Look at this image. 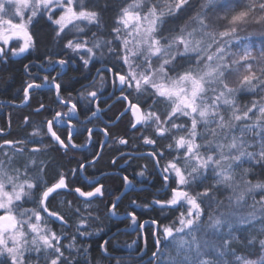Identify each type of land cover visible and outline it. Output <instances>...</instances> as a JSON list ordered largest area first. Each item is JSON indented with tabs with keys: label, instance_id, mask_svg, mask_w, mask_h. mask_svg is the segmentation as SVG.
I'll use <instances>...</instances> for the list:
<instances>
[{
	"label": "snow or ice",
	"instance_id": "1",
	"mask_svg": "<svg viewBox=\"0 0 264 264\" xmlns=\"http://www.w3.org/2000/svg\"><path fill=\"white\" fill-rule=\"evenodd\" d=\"M41 22L59 55L76 54L89 71L100 62L111 77L101 73V88L82 86L75 99L61 95L55 77L24 86L21 103L50 84L66 111L40 103L34 114L48 111L51 119L33 123L24 116L32 130L19 139L4 138L0 127V264H126L111 241L96 249L87 243L103 231L90 229L100 220L91 205L103 199L104 185L85 177L84 187L70 188L61 168L49 176L52 152L96 147V131L86 124L104 112L98 94L108 88L125 105L116 121L127 118V131L152 146L147 155L164 192L152 205L178 213L167 224L141 223L135 211L127 213L138 229L155 227L152 248L147 241L136 248L137 264H264V0H0V64L37 47ZM47 59L75 63L71 56ZM100 132L118 145L129 143L107 125ZM160 140L167 143L160 147ZM99 158L93 152L89 163ZM78 169L86 171L85 164ZM78 169L70 170L73 177ZM123 182L133 183L126 175ZM62 192L84 210L70 200L53 209ZM119 200L107 205L110 216ZM70 220L74 232L67 231Z\"/></svg>",
	"mask_w": 264,
	"mask_h": 264
},
{
	"label": "trees",
	"instance_id": "2",
	"mask_svg": "<svg viewBox=\"0 0 264 264\" xmlns=\"http://www.w3.org/2000/svg\"><path fill=\"white\" fill-rule=\"evenodd\" d=\"M35 31H36V37L38 43H37V47L34 50H32L30 53H25L22 56L11 57V62L8 63L6 66L0 64V127L5 128L4 138L6 139L23 138L26 130V126L23 123V117L25 115L30 114L31 106L38 107L40 103H47L46 106H49L51 108L52 104L56 102L54 89L49 88L48 90L46 89L33 90L29 103L28 104L21 103V101L23 100V88L26 85V83L31 82L33 80L34 78L33 68L37 66L36 63L39 62L40 60H43L45 54L55 53L60 50L59 47L56 46L50 40V29L43 22L37 25ZM65 52L69 57L71 53L67 52V50H65ZM25 64L28 65L27 70L24 67ZM78 75H79V67H77L76 69H73L71 66L68 67V69L63 73L62 76L63 78L62 87L63 89H65L62 92L65 93L66 91L74 90L77 84ZM37 80L39 82H43L41 77ZM48 103H51V105H49ZM44 112H46V115L47 114L50 115V112L48 111H44ZM41 114L42 113H40L39 115ZM39 115H35L37 117L35 119V116L30 114L32 122L34 121L35 123H39L41 118L39 117ZM11 116H12L13 126L10 131H7L9 125V117L11 119ZM102 125L104 127L106 126L104 124ZM112 125L113 126L108 127V129L112 134L116 135L123 132L124 126L127 125V120L124 119L122 121H116ZM103 138L104 135L99 131L97 136H95L93 140L96 143L95 148L97 149L99 148L100 142L103 140ZM166 143L167 141L160 140L158 142V146L162 147ZM108 145H109V140L107 141V145L103 147L100 158L96 161L97 170L102 168L112 170L119 163L118 160H115L116 163L114 165L111 163L113 156V149L108 148L109 147ZM142 149L143 150L152 149V146L144 145L142 141ZM146 153L147 152H143L141 157L143 162L144 177H147L151 171L155 170L152 158L147 156ZM56 156H58L57 159H55ZM52 157H54V159L52 160V169L49 171L50 177L54 175L55 169L59 168L60 165H63V167H65L64 158L61 153L59 154L54 153L52 154ZM132 162H134L133 164L138 165V161H132ZM108 177L116 179L114 180V183L112 185L111 183L110 185H108V187L112 186L115 189H117L116 193H112L114 199L116 195H118L119 192L121 191L123 183L121 179L113 173L107 175L106 178ZM163 196L164 194L159 195L158 198H162ZM133 199L134 198L132 197H126V195L122 196L120 200L117 201L119 204V208L117 210L116 216H110V214H108L107 212V205H109L113 200H111V202H108L106 205L103 203H99L94 206L91 205V210L93 212V215H99L100 220L94 222L90 230L94 231L97 228H103V231L100 232L99 235H94L92 237L87 238V243L91 244L92 249H96L97 245L100 242H102V240H105L106 237H108L109 235H113L109 239V241H111L112 245L117 248L118 254L122 256V258L126 261V264H137L136 251H134L135 255H132L131 257H126L129 255L127 253L130 249L135 250L137 246L143 247L145 241H147V245L149 248H152V245L154 244V237L150 234V230L152 231L155 230L154 226L150 224L145 225V228L141 229L142 231L141 233H139L140 234L139 239H136L135 232L130 231L129 229L131 226L129 222V218L124 217L125 215H127L124 214L127 212V210L121 209L122 207L121 205L127 206L128 204L131 203ZM153 199L154 198L150 190L148 189L143 190V194L141 196V200H142L141 208L139 211L138 210L135 211L139 222L143 223L144 221L157 219L160 222L167 224L172 219H175V216L178 215V213L174 214L168 211L161 213L159 207H157V209L152 208ZM145 204H149L152 206L145 208L143 207V205ZM80 207L82 208V206ZM82 210L84 209L82 208ZM70 222H71V227H69L67 231L74 232L75 220H70ZM53 227L57 231L60 230V227L57 225H54ZM124 248H126V251L124 250ZM148 255L150 256L151 253L149 252ZM147 259L148 257L145 256L144 261L146 262Z\"/></svg>",
	"mask_w": 264,
	"mask_h": 264
},
{
	"label": "flooded vegetation",
	"instance_id": "3",
	"mask_svg": "<svg viewBox=\"0 0 264 264\" xmlns=\"http://www.w3.org/2000/svg\"><path fill=\"white\" fill-rule=\"evenodd\" d=\"M59 53H60V50L58 52H55V53L45 54L44 59L37 62L36 63L37 66L33 68V75H34L33 79H36V81L38 83H42V82H39L37 79H39L41 77V79L43 81V77L45 75H47V76H49L50 79L52 77H55L56 82L60 83L62 85V80H63L62 76H63V73L68 69V67L71 66L73 69H76L77 67H79V75L77 76V84H76L74 90H69V91H66L65 93L62 92L61 95L64 97H67L68 92H71L73 98L74 99L77 98V94L82 90V86H88L90 83H95V87L97 86L96 88L100 89L101 85L99 83H100L101 73H103L105 77H108V78L111 77V74L106 72L105 66L102 63L97 62L94 66H90V71H89L87 69H83L81 67V62H80L79 58L76 56H73L72 54H70V56L75 60V63H73V64H70L68 66H60V65L54 64V63L50 64L49 60L47 59V57L49 55L52 56L53 62L56 61L57 59H60V58H64V59L68 58L67 54L61 56V55H59ZM97 69H100V72H97ZM95 78H96V80H95ZM49 88L54 89L50 84H45V86L41 89L48 90ZM95 89H92V90H95ZM113 91H115V90L108 88V90L106 92L101 90L98 94L99 95L98 102H99L100 107L104 110V112H102L100 114V118L98 120H94L92 124H86L87 127L94 128L96 131V134L93 136V140H94V137L97 136L100 129L104 128V126L102 124L107 125L108 127L113 126L111 124V122H113L115 120L116 116L121 111H123V108L125 105L122 104L121 102L117 101L115 96L110 97L109 94ZM32 92H33V90L30 93L31 96H32ZM54 93H55V89H54ZM55 98H56V102H54V104H52V106H51L52 110L66 111V109H64L58 105L56 94H55ZM105 101L107 103H105ZM44 104L47 105V103H44ZM48 104L51 105V103H48ZM80 104L84 105V104H86V102L84 100H80ZM109 106H111V111L108 110ZM35 108H37V107L31 106L30 114H32L34 116L36 115V114H34ZM41 113L42 114L39 115V117H41L40 121L44 120L45 117H47L48 119H51V114L46 115V112H44V111H42ZM30 114L25 115V116H30ZM36 118L37 117L35 116V119ZM79 120L85 121V117L83 114H81L79 116ZM125 120H127V118H125ZM31 121H32V119H31ZM9 122H10V127L8 125L7 131H10L12 129V126H13L12 125V123H13L12 116H11V119L9 117ZM74 122H75V120H74ZM33 123H35V122L33 121ZM85 123H86V121H85ZM31 130H32L31 128L26 126L24 136L26 135V133L30 132ZM121 135H124L129 139L128 145H126V146L125 145H118V144L114 143L113 140L107 136H104V138L102 140V141H108L109 140V145H108L109 147L108 148L113 149L112 161L113 160L119 161L118 165L115 166V168L112 170H109L106 168H102V169L97 170L96 162L91 163V164L89 163V161L92 160L93 152H99L101 155L102 150H103V147H101V146H99V148L97 149V148L89 145L86 148L69 152L68 155H66V156L63 155L62 151H54L50 155H51V157H52V154H54V153H56V154L61 153L63 155L65 167H63V165H60L59 168H61L66 173H69L70 188H74L77 186L84 187L85 185H82L80 181L82 179H84L85 177H93L94 179L91 181L92 183L99 181L100 183H102L104 185L105 195H104L103 199L102 200L101 199L94 200L92 203V206L99 204V203H103L106 205L108 202H111V200L114 201L116 199V197L120 196V198H121L124 195H126V197L134 198L133 200L136 201V204L130 203L127 206L121 205L122 206L121 209L127 210V212L124 214H127L128 212H131V211H137V210L139 211L140 210L141 204H142L141 196L143 194V190H147V189L150 190L151 194L153 195V198H158L159 195H163L164 192L158 191L161 188V181H160V177L158 174L159 172H158L157 168L154 167L155 170L150 172V174L148 175L149 177L148 176L144 177V176L139 175V173L141 171H143V162L141 159L142 153L143 152L148 153V152L152 151V149H147V150L142 149V140L139 139L140 133L128 132L127 131V125H126V126H124L123 132L116 134V135L112 134L113 137L121 136ZM85 139H86V134L80 135V136H77L75 138V142L77 144H83V143H85ZM121 153H124L125 155L121 156ZM147 153H146V155H147ZM58 156H56L55 159H57ZM53 159H54V157H52V160ZM132 161H138V165L133 164L134 162H132ZM80 163L85 164L86 171H80L78 169V166ZM71 169H78L76 177H73L71 175V173H70ZM111 173L117 175L123 183L121 191L119 192L118 195H116V197L114 199H113L112 193H116L117 189H115L112 186L108 187V185H110V183L112 185L114 183V180H116V179H113L110 177L106 178L107 175H109ZM125 175L128 176L129 179L133 181V183L131 185H125L124 184L123 177ZM85 183H87V181ZM82 199L83 198H81V200ZM65 200L73 201L74 203H77L80 206H82L83 209L85 208L84 204H82L80 201L77 200V198L74 195H72L68 192H62L59 196H57L52 201L51 207L53 209H62L63 208L62 202ZM157 207L158 206H156V205L152 206V208H155V209H157ZM124 217L129 218V222L131 225L129 229H130V231H134L135 232V238L139 239V236H140L139 233H141L142 230L138 229L136 225H133L131 223L130 217H128L127 215H125ZM69 223L71 225L70 221H69ZM56 225L59 226L58 223ZM112 236L113 235H109L108 237H106L105 240H109ZM124 250L126 251V248H124ZM134 251H136V249L135 250L130 249L127 253L129 255L126 257H131L132 255H135Z\"/></svg>",
	"mask_w": 264,
	"mask_h": 264
},
{
	"label": "rangeland",
	"instance_id": "4",
	"mask_svg": "<svg viewBox=\"0 0 264 264\" xmlns=\"http://www.w3.org/2000/svg\"><path fill=\"white\" fill-rule=\"evenodd\" d=\"M73 56H76V57H78L76 54H74V53H71Z\"/></svg>",
	"mask_w": 264,
	"mask_h": 264
},
{
	"label": "water",
	"instance_id": "5",
	"mask_svg": "<svg viewBox=\"0 0 264 264\" xmlns=\"http://www.w3.org/2000/svg\"><path fill=\"white\" fill-rule=\"evenodd\" d=\"M116 122V119L113 121V122H111V124H113V123H115Z\"/></svg>",
	"mask_w": 264,
	"mask_h": 264
}]
</instances>
